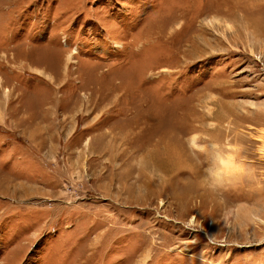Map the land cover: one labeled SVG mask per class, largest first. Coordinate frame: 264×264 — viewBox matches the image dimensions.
Returning <instances> with one entry per match:
<instances>
[{"label": "rangeland", "instance_id": "374dc122", "mask_svg": "<svg viewBox=\"0 0 264 264\" xmlns=\"http://www.w3.org/2000/svg\"><path fill=\"white\" fill-rule=\"evenodd\" d=\"M256 22L264 0H0V264H264Z\"/></svg>", "mask_w": 264, "mask_h": 264}, {"label": "crops", "instance_id": "0c3cea01", "mask_svg": "<svg viewBox=\"0 0 264 264\" xmlns=\"http://www.w3.org/2000/svg\"><path fill=\"white\" fill-rule=\"evenodd\" d=\"M53 44H54L55 47L59 48V45H58L56 42H54ZM54 46H53V47H54ZM60 60H61V58H60ZM44 81H45V80H43V78H41V80H40L41 83H40V82H39V83H40V84H43L42 82H44ZM36 83H38V81H37ZM37 91H38V90H36V89L34 90V89L32 88L31 91H30V93H31V95H34V94H36ZM39 97H40L39 99H44V96H39ZM36 98H37V97H36ZM37 99H38V98H37ZM52 99H53V98H52ZM36 102H37V101H36ZM39 102H43V101H40V100H39L37 103H39ZM35 104H36V103H35ZM41 104H42V103H40V105H41ZM42 105H43V104H42ZM43 107L49 109V108L46 107L45 105H43ZM41 108H42V107H41ZM39 115H41V114H39ZM47 115H48V114H47ZM34 118H35V116L30 114L29 117H28V121H30V122L34 121ZM26 119H27V118H26ZM26 119H25V120H26ZM4 147H5V146H4ZM12 161H13V162H17V161L14 160V159H13Z\"/></svg>", "mask_w": 264, "mask_h": 264}, {"label": "bare ground", "instance_id": "6f19581e", "mask_svg": "<svg viewBox=\"0 0 264 264\" xmlns=\"http://www.w3.org/2000/svg\"><path fill=\"white\" fill-rule=\"evenodd\" d=\"M231 8V7H230ZM183 10V9H182ZM220 10V9H219ZM218 10V11H219ZM232 10H233V8H232ZM217 11V12H218ZM231 11V10H230ZM183 14V13H182ZM252 14V13H251ZM185 16V15H184ZM179 17V16H178ZM177 18V17H176ZM181 18V17H180ZM195 18V17H194ZM175 20V19H174ZM177 20H178V18H177ZM195 22V21H194ZM193 22V23H194ZM191 23V22H190ZM257 23V22H256ZM189 24V23H188ZM260 24V23H259ZM168 25V24H167ZM192 25V24H191ZM253 25H254V22H253ZM257 25V27L259 26L258 25V23L256 24ZM261 25V24H260ZM186 27V26H185ZM254 27V26H253ZM186 29V28H185ZM262 30V31H264V27L263 26H259V30ZM171 31V30H170ZM183 33V32H182ZM261 33V32H260ZM192 144H194V145H197V138H195V136H194V138L192 139ZM227 158V157H226ZM231 158V159H230ZM225 163H227V165L229 166H232V165H234L235 163H234V160H233V158L232 157H229L228 159H227V161L225 162ZM234 166H236V165H234ZM240 166V165H239Z\"/></svg>", "mask_w": 264, "mask_h": 264}]
</instances>
